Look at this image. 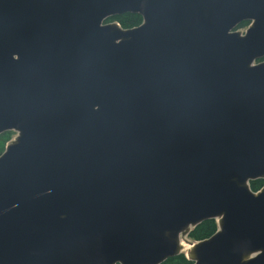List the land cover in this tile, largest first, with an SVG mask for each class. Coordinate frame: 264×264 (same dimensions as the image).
<instances>
[{"label": "water", "instance_id": "1", "mask_svg": "<svg viewBox=\"0 0 264 264\" xmlns=\"http://www.w3.org/2000/svg\"><path fill=\"white\" fill-rule=\"evenodd\" d=\"M7 131L0 264H264V0H0Z\"/></svg>", "mask_w": 264, "mask_h": 264}, {"label": "trees", "instance_id": "2", "mask_svg": "<svg viewBox=\"0 0 264 264\" xmlns=\"http://www.w3.org/2000/svg\"><path fill=\"white\" fill-rule=\"evenodd\" d=\"M111 21H117L120 23V25L123 28L128 29L139 26L142 23V17L138 14L125 13L120 16L109 18L107 19L106 22H111ZM247 25L248 23L244 22L239 26V28L246 27ZM9 133H11V131L4 132L3 134L0 135V137L4 138ZM2 153L0 152V155ZM250 184L252 190L257 191L264 185V180L263 179L254 180L251 181ZM217 228H218L217 221L215 219L204 221L201 224L197 225L194 229H192L189 238L194 241L207 239L217 231ZM162 264H194V262L189 260L185 256V254H180L176 257L167 259Z\"/></svg>", "mask_w": 264, "mask_h": 264}, {"label": "rangeland", "instance_id": "3", "mask_svg": "<svg viewBox=\"0 0 264 264\" xmlns=\"http://www.w3.org/2000/svg\"><path fill=\"white\" fill-rule=\"evenodd\" d=\"M16 135H17L16 132H11L8 135H6L4 138L3 137H0V152L1 153L5 151V148H6L7 143H10L11 140H13V139L16 138ZM186 239L188 241H192V239H190L188 237ZM187 240H184L186 244H188V241Z\"/></svg>", "mask_w": 264, "mask_h": 264}, {"label": "flooded vegetation", "instance_id": "4", "mask_svg": "<svg viewBox=\"0 0 264 264\" xmlns=\"http://www.w3.org/2000/svg\"><path fill=\"white\" fill-rule=\"evenodd\" d=\"M119 23V22H118ZM120 24V23H119ZM249 26V23H248V25L246 26V27H242V28H239L240 30H246L247 29V27ZM11 132H15V131H11ZM17 134V133H16ZM264 180V179H263ZM250 186H251V184H250ZM264 187V185L260 188V189H258V190H261L262 188ZM257 190V191H258ZM254 191V190H253ZM257 191H254V192H257ZM218 229V228H217Z\"/></svg>", "mask_w": 264, "mask_h": 264}, {"label": "bare ground", "instance_id": "5", "mask_svg": "<svg viewBox=\"0 0 264 264\" xmlns=\"http://www.w3.org/2000/svg\"><path fill=\"white\" fill-rule=\"evenodd\" d=\"M185 246V245H184ZM188 247H190V246H188Z\"/></svg>", "mask_w": 264, "mask_h": 264}]
</instances>
